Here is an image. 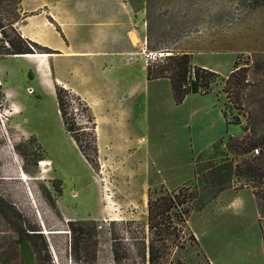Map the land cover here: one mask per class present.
Returning <instances> with one entry per match:
<instances>
[{"label":"rangeland","instance_id":"rangeland-1","mask_svg":"<svg viewBox=\"0 0 264 264\" xmlns=\"http://www.w3.org/2000/svg\"><path fill=\"white\" fill-rule=\"evenodd\" d=\"M147 1L146 54L164 53L146 55L149 62L189 53L193 65L222 75L238 61V70H248L245 93L251 106L236 102L238 87L221 80L211 93L215 97L191 96L178 106L167 79L145 85L141 66H120L123 97L86 101L101 135L95 169L67 133L57 97L34 83L33 63L0 57V197L24 215L27 227L45 231L50 264H93L94 256L96 264H120L115 249L121 264H145L137 238L149 229V191L191 186L199 201L190 230L201 240L178 252L181 263L208 264L204 249L222 264L228 258L235 264H264V221L251 188L234 198L233 192H219L213 174L228 159L252 155L235 156L226 142L242 139L250 118L264 116V0ZM78 103L70 111L85 127ZM222 110L233 125H227ZM222 136L225 142L213 150L211 139ZM235 185L227 190L240 192V183ZM233 198L238 201L231 206ZM72 220L98 224L96 232L93 224L87 227L82 253H74ZM0 264H38L32 244L1 214Z\"/></svg>","mask_w":264,"mask_h":264},{"label":"trees","instance_id":"trees-1","mask_svg":"<svg viewBox=\"0 0 264 264\" xmlns=\"http://www.w3.org/2000/svg\"><path fill=\"white\" fill-rule=\"evenodd\" d=\"M24 17L22 0H0L1 58L52 53L50 49L23 37L17 25ZM192 59V54L189 53H173L163 59L153 61L154 63L150 61L148 63V79H170L173 96L177 104H182L192 94L208 95L213 93L214 87L219 84L220 80L230 85L233 83L234 86L238 87L236 95H233L234 100L240 105L251 106L252 97L245 93L249 87L248 70H238L240 67L238 61L235 62L234 69L225 79L216 71L193 65ZM230 93L228 92V98L232 100L233 98L230 96L232 93ZM56 97L60 116L67 133L74 139L89 164L96 169L100 165V149L96 116L93 109L81 96L59 85H56ZM76 99L79 102L81 115L85 118V127L77 125L76 118L70 111L75 110ZM223 114L227 121V111L224 110ZM232 123V121H227L228 125ZM246 131L247 133L242 139L230 137L229 141L226 142V147L235 156L252 155L240 161H235V157L228 159L215 167L213 174L217 176L216 182L219 192L232 187L236 188L237 182L240 183L237 188H251L258 203L260 220H263L264 116L250 118ZM224 142L225 137L217 143L222 144ZM217 143L214 144L213 150L216 149ZM256 150H259V154H256ZM200 170L196 168V174L199 175ZM198 201L199 192L191 186H184L173 191L167 189L149 191V229L142 231V236L137 238L140 242L145 264H182L177 256L178 252L185 249L189 243H198L197 237L190 230V218L197 208ZM0 214L12 224L15 231L32 244L37 254L38 264L51 263L50 244L45 236V231L34 226L27 227L24 215L3 197H0ZM91 224H93L90 228L91 231L96 232L98 224L93 220L69 221L68 227L76 238L73 246L74 253L85 251L84 236L87 227H90ZM115 255V259L121 264L122 259L118 249H115ZM96 263L94 256L93 264ZM208 264L211 263L208 261Z\"/></svg>","mask_w":264,"mask_h":264},{"label":"crops","instance_id":"crops-1","mask_svg":"<svg viewBox=\"0 0 264 264\" xmlns=\"http://www.w3.org/2000/svg\"><path fill=\"white\" fill-rule=\"evenodd\" d=\"M22 12L25 17L17 27L23 37L50 49L52 53L9 58L27 64L32 62L36 76L34 83L49 95L56 97V85H59L81 96L84 101L108 102L112 95H120L123 84L120 66L133 70V66H141L144 84L167 79L171 85L168 78L148 79V47H145L148 27L144 24L145 18L148 23L147 0H22ZM136 83L138 79H133L132 84ZM208 95H189L182 104L191 96ZM174 102L182 105L177 104L175 99ZM224 136L211 141L216 144ZM100 140L101 135L98 134V144ZM246 189L240 192L226 190L224 194L233 192L235 198ZM234 198L231 206L238 201ZM195 234L200 241L201 237ZM262 244L264 246V234ZM203 251L211 264H222L208 250ZM227 262L235 264L230 258Z\"/></svg>","mask_w":264,"mask_h":264},{"label":"built area","instance_id":"built-area-1","mask_svg":"<svg viewBox=\"0 0 264 264\" xmlns=\"http://www.w3.org/2000/svg\"><path fill=\"white\" fill-rule=\"evenodd\" d=\"M157 54H159V56H164V53H153V52H151L149 54H146V55H147L148 58H151L152 56H155L156 57ZM255 152H256V154H259V150H256Z\"/></svg>","mask_w":264,"mask_h":264},{"label":"bare ground","instance_id":"bare-ground-1","mask_svg":"<svg viewBox=\"0 0 264 264\" xmlns=\"http://www.w3.org/2000/svg\"><path fill=\"white\" fill-rule=\"evenodd\" d=\"M50 164H51L50 161H43V162H42V165H44V166H46V165H50Z\"/></svg>","mask_w":264,"mask_h":264}]
</instances>
